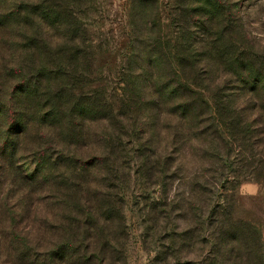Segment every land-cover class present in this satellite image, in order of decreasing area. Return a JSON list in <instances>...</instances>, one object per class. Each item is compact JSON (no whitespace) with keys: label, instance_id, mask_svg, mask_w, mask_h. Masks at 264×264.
I'll return each mask as SVG.
<instances>
[{"label":"trees","instance_id":"obj_1","mask_svg":"<svg viewBox=\"0 0 264 264\" xmlns=\"http://www.w3.org/2000/svg\"><path fill=\"white\" fill-rule=\"evenodd\" d=\"M228 1H179L174 61L134 33L138 63L111 82L93 77L86 0H0V264H126L125 171L157 185L193 142L203 173L233 156L264 185V41L232 43L248 11ZM212 217L199 264H264L255 226Z\"/></svg>","mask_w":264,"mask_h":264},{"label":"rangeland","instance_id":"obj_2","mask_svg":"<svg viewBox=\"0 0 264 264\" xmlns=\"http://www.w3.org/2000/svg\"><path fill=\"white\" fill-rule=\"evenodd\" d=\"M86 1L85 28L91 38L94 65L101 71L93 72L94 78L113 82L123 69L138 63L134 33L135 37L148 33L169 61H174L184 46L180 27L185 14L178 8L182 0H135L137 9L133 0ZM242 4L248 11L243 16L244 32L240 27L233 30L226 24L230 30L226 34L236 45L247 48L246 43L253 44L251 51L257 52L259 39L264 41V7L261 0H244ZM171 131L168 129L166 133ZM179 147L180 143L173 146L166 142L159 149L169 154ZM184 150L157 185L146 180L133 162L130 172L125 171L121 195L128 232L126 264H199L214 252V239L219 237L214 224L210 225L215 221L212 214L221 223L255 226L261 234L264 255V185L243 178L239 173L244 170L231 164L233 156L229 162L224 161L223 173L221 161L203 173L201 164L205 161L200 159L199 146L193 142ZM204 183L207 187L202 190Z\"/></svg>","mask_w":264,"mask_h":264}]
</instances>
